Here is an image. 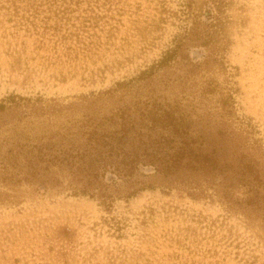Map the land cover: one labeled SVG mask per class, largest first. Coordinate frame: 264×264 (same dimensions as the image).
Returning <instances> with one entry per match:
<instances>
[{"label":"rangeland","instance_id":"rangeland-1","mask_svg":"<svg viewBox=\"0 0 264 264\" xmlns=\"http://www.w3.org/2000/svg\"><path fill=\"white\" fill-rule=\"evenodd\" d=\"M55 6L65 14L0 0V264H264V0ZM171 49L165 66L116 87ZM124 123L152 139L178 123L201 151L243 155L254 174L189 171L130 198L111 184V207L76 192L88 164L110 183L95 152ZM140 169L137 179L158 181Z\"/></svg>","mask_w":264,"mask_h":264},{"label":"trees","instance_id":"trees-1","mask_svg":"<svg viewBox=\"0 0 264 264\" xmlns=\"http://www.w3.org/2000/svg\"><path fill=\"white\" fill-rule=\"evenodd\" d=\"M47 1L49 2V6L53 8V11L59 13V16L65 14V12H61L62 9L55 6L58 0ZM13 7L14 11L18 13L20 7H18L16 3L13 4ZM30 9L34 15L32 17H37L36 15H38V17L40 16L41 9L39 6L31 5ZM29 18V16H25L26 21L30 22L33 26H37L36 23L29 20ZM43 18L41 22L44 24L43 29L45 31L52 28H54V30L56 29L49 24V16H43ZM176 51L175 49L167 51L162 59L157 61L149 71H143L139 76L133 77L128 81H119L115 84L116 87L133 86V84L144 79L147 75H151L153 70L165 66L166 61H169V59L176 54ZM117 90L118 89L113 91ZM108 93H110V91ZM230 98V100H233L232 97ZM8 99L11 100L10 97H8ZM6 103V101L0 103V112L4 111ZM225 104L231 107L228 103L225 102ZM227 111L229 113L231 112L230 110ZM173 127L176 130L172 138L152 139L145 138L143 134H135V136L132 137V135H130V129H132L133 126L127 128L126 123H124V129L118 136L106 137L105 146L108 147V150L106 152H95V157L97 159L94 161L99 160L108 164L107 166H103L102 169L106 171V174H110L108 178L110 183H107L106 187H102V184L97 183V174L100 168L88 164L86 167L76 169L77 173H75V176L80 183L76 192L89 194L90 191L95 190L99 192L103 203L111 207L114 195L106 191L107 187L111 184L124 185L126 187V196L130 198L143 189L153 188L155 185H159V187H165V185L172 187L173 184L167 179L169 175L179 174V176H184L186 172L189 171H202L205 174L217 172L216 175L222 176V181L226 178L223 177L224 174L233 169L237 170V174L241 179H245L249 175L254 174V172L251 171L254 167V162L245 160L243 155L235 157L234 159L232 154H230L231 157H227L228 155L219 154L217 149H214L211 153L203 152L195 146L196 138L191 137L186 131L182 132L180 124H173ZM179 128L181 131H179ZM135 132L139 133L137 131ZM234 152L235 151L232 153ZM221 156H223V158ZM149 165L154 168L156 175H158L156 176L158 181L155 180L152 183H144L137 179L136 176L146 177V174H143L140 168L141 166L148 167ZM102 188H105V190L102 191Z\"/></svg>","mask_w":264,"mask_h":264}]
</instances>
